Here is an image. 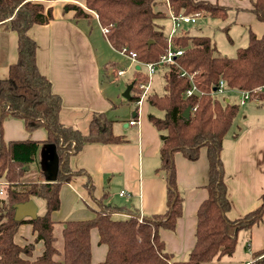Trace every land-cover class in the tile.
<instances>
[{
    "label": "trees",
    "instance_id": "1",
    "mask_svg": "<svg viewBox=\"0 0 264 264\" xmlns=\"http://www.w3.org/2000/svg\"><path fill=\"white\" fill-rule=\"evenodd\" d=\"M156 0H85L87 9L96 13L98 22L107 31L104 36L110 45L126 55L135 54L139 63L158 62L168 48V34L159 19L167 10L155 9ZM173 14H207L225 18L227 8L207 0H167ZM75 16H86L77 5L68 4ZM251 11L264 22V0H252ZM52 19L51 7L36 0H0V28L16 32L17 58L9 64L8 76L0 79V177L4 175V196L0 198V264H90V231H98V242L107 247L98 264H201L223 255H230L236 245L237 233L249 230L262 219L264 194L260 204L241 218L230 220L226 211L230 202L226 195L224 173L220 159L222 140L238 112L239 104L226 100L213 90L219 80L226 90H252L264 84V35L257 37L249 31L244 47L235 56L214 55L216 44L207 35L175 33L171 36L174 50L181 54L163 68V93L146 95L150 108L161 115L148 112L149 122L160 132L158 171L165 174L166 209L162 213L141 216L129 212L128 218L113 217L122 206H107L85 220L54 222L50 215L60 205L62 183L82 171H72L68 157L87 143H121L122 135L112 131L113 121L103 112H94L87 133L63 124L59 120L61 97L54 93L50 80L36 66V43L27 34L33 24H45ZM148 80L145 71L133 69L129 98L137 102L142 91L139 83ZM196 90L186 95V90ZM264 98V93L251 94ZM189 107L188 117L183 116ZM194 108V110H192ZM6 117L23 120L27 132L44 128L43 140L5 141L2 121ZM41 146H51L58 159L54 180H46L39 169L36 179L25 180V167L36 159ZM206 148L208 161L207 198L196 212L195 241L186 260H174L166 250L160 230H173L182 215L183 197L176 182L174 154L186 159L198 158L200 148ZM87 180V184L89 183ZM44 201V212L35 218L15 220L14 204L29 199ZM30 224L34 241L20 245L14 234L18 227ZM59 229L62 249L56 247ZM42 242V251L32 258L34 242ZM254 264H264V246L253 253Z\"/></svg>",
    "mask_w": 264,
    "mask_h": 264
},
{
    "label": "crops",
    "instance_id": "2",
    "mask_svg": "<svg viewBox=\"0 0 264 264\" xmlns=\"http://www.w3.org/2000/svg\"><path fill=\"white\" fill-rule=\"evenodd\" d=\"M36 1L51 7L52 19L45 24H33L27 34L36 43L35 59L39 73L50 80L53 92L61 97L60 122L87 133L93 113L103 112L106 118L113 121L112 131L125 138L121 143H87L77 153L69 155V168L82 172L61 184L60 205L51 213V219L54 222L90 219L97 211L114 205L124 208L112 214L116 218H128L129 212H137L140 217L164 212L167 185L164 172L157 170L160 132L147 118L150 107L145 100L151 92V78L141 101H132L133 105L126 106L124 110L121 108L118 83H115L127 72L131 74V80L133 69L145 68L144 63L132 60L110 45L96 13L87 9L85 0ZM207 1L226 7V17L220 18L222 25L228 29L231 24L240 25L245 29L247 41L249 31L257 37L264 35V22L251 11L252 0ZM68 4L80 6L86 16H75L73 9L66 8ZM166 4L167 0H156L154 8L167 10ZM170 11L168 8L169 19ZM202 15L208 16L200 14L197 19ZM186 24L181 23L175 33L179 30L183 33ZM96 25L101 36L96 33ZM171 30L172 23L167 31L168 36ZM16 44V32L0 28V79L8 76L9 64L17 58ZM105 48L128 63L123 66L106 59L103 54ZM118 70L124 72L118 75ZM159 70L163 72L162 66ZM132 93L130 91V96ZM234 96L238 103V92L234 91ZM130 120L137 122L131 125ZM2 133L5 141L26 138L40 141L46 136L44 128L27 132L23 120L15 117L3 119ZM53 158L52 147L41 146L36 159L25 167V179H36L38 170L43 169L44 177L48 180L46 162ZM220 159L230 202L226 217L230 220L241 218L259 206L260 196L264 194V98L249 99L239 104L232 125L223 137ZM174 165L176 182L183 197L182 215L173 230L162 229L160 236L174 260H186L195 241L197 209L208 196L205 187L208 181L206 148H200L195 160H188L176 152ZM88 179L90 182L87 184ZM2 182L5 181L0 177V188L3 187ZM33 200L36 203L37 199ZM55 232L59 240V229H55ZM34 237L32 227L27 223L21 224L14 234L15 242L20 245L33 242ZM263 246L264 213L261 221L249 230L238 231L236 245L230 255L201 264H254L253 253ZM42 247L41 241L34 242L32 258L41 253ZM90 249V264H98L104 259L107 247L98 242L95 228L90 231Z\"/></svg>",
    "mask_w": 264,
    "mask_h": 264
},
{
    "label": "rangeland",
    "instance_id": "3",
    "mask_svg": "<svg viewBox=\"0 0 264 264\" xmlns=\"http://www.w3.org/2000/svg\"><path fill=\"white\" fill-rule=\"evenodd\" d=\"M158 22L162 25L163 31L167 33L169 27L171 26L170 19L168 17H164V18L159 19ZM222 22L223 20L220 18L211 17L209 15L207 17H204V15H202L201 18L197 19L195 23H187L184 26L185 27L184 31L182 32L189 33V34L197 33V35H203V34L208 35L209 37H211V39L216 44V50L214 52V55L232 57V56H235L236 54V47L238 46L244 47L247 43V38H245V29L237 24H231L229 26L230 28L228 29L226 28L225 25H222ZM95 30H96L97 35L101 36L100 29L97 25L95 27ZM177 33L181 34V31L179 30ZM103 54L105 55L106 59H109L112 62H115L116 64L125 66L128 63L120 59L119 56H117L114 52L108 50V48L106 50H103ZM144 69L145 68L142 66V71H144ZM130 76L131 74L127 72L126 75H124L123 77H120L119 80L115 82V83H118V91L120 92L122 110H124V108H127L126 106L128 105L129 106L133 105L132 101L124 99L123 96H121V93L125 90L127 84L129 83L128 80L130 79ZM151 84H152L151 90H150L151 92H155L157 94L163 93L164 78H163L162 70L157 71L151 77ZM225 94L226 95L224 96L229 98L231 101L236 100L234 96V92L227 91ZM141 106L142 104H140V108ZM149 111L155 115H161V112L155 108H150ZM25 170L27 172V169ZM25 176H26V173L24 174V179L26 178ZM1 178L4 181L6 180L4 175ZM3 196L4 194H2V197ZM36 203H37V214H42L44 212V201L42 199L37 198ZM56 247L59 248L60 250L62 249L61 239H59L56 242Z\"/></svg>",
    "mask_w": 264,
    "mask_h": 264
},
{
    "label": "built area",
    "instance_id": "4",
    "mask_svg": "<svg viewBox=\"0 0 264 264\" xmlns=\"http://www.w3.org/2000/svg\"><path fill=\"white\" fill-rule=\"evenodd\" d=\"M169 16H170L171 23H172V30H171L170 35L168 36V48H167V51H166V53L164 55H162L160 57L158 62H147V63H144V66L146 68V74H147L148 80H147L146 83H139L138 84V87L142 89V91L140 93V96H139L138 103L146 95V91H147V88H148L149 80H150L151 76L157 71V69L159 67L165 65V64H169V63L174 62V58L177 55L181 54V50H174L172 48V45H171V36H172V34H174L176 32L177 28L180 26L181 23H195L197 17L199 16V14L196 13V14H177L176 15V14H173L170 11ZM102 31H103V33H105L107 31V29L106 28H102ZM120 52L125 54V50L124 49L120 50ZM129 57L132 58V60H136L135 59V54H131V55H129ZM123 72H124L123 70H118L117 74L120 75ZM214 88L215 89H213V90L216 91V94H225L228 91V90L225 89L224 81L222 79L219 80L218 84H216ZM195 90H196V88L193 85L190 89H187L185 93H186V95H189ZM231 91L232 92H234V91L238 92V94H239L238 103L239 104H243L245 101H247L249 99H252L251 98V94L252 93H254V94H258L259 92H263L264 93V84L255 87L252 90V92L247 91V90H244V91L243 90H231ZM192 110H194V108ZM136 122H137L136 120H130L129 124L134 125V124H136ZM5 183L6 182H4V183L2 182V186ZM2 193H3L2 188H0V195ZM121 194H122V192H121ZM139 218H141V217H139Z\"/></svg>",
    "mask_w": 264,
    "mask_h": 264
},
{
    "label": "water",
    "instance_id": "5",
    "mask_svg": "<svg viewBox=\"0 0 264 264\" xmlns=\"http://www.w3.org/2000/svg\"><path fill=\"white\" fill-rule=\"evenodd\" d=\"M137 68H139V66L137 65ZM132 83L128 84L124 90V92L122 93V96L126 99L130 98V91L132 88ZM215 89V88H213ZM190 113V108L187 107L184 112H183V116L184 117H188ZM46 170H47V179L50 180H54L57 170H58V159L57 157L54 155L53 160H49L46 162ZM14 216L13 218L15 220H21L24 217H31V218H35L37 215V205L34 202L33 199H29L25 202H19V203H15L14 205Z\"/></svg>",
    "mask_w": 264,
    "mask_h": 264
}]
</instances>
